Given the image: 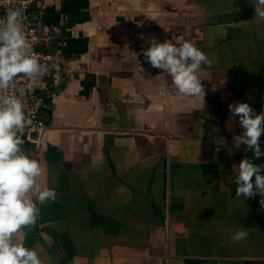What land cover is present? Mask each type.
Listing matches in <instances>:
<instances>
[{"label":"crops","instance_id":"0c3cea01","mask_svg":"<svg viewBox=\"0 0 264 264\" xmlns=\"http://www.w3.org/2000/svg\"><path fill=\"white\" fill-rule=\"evenodd\" d=\"M53 43L69 58L60 90L49 72L20 95L49 118L42 184L58 192L22 233L46 264H264L261 197L241 202L229 104L264 112V23L252 0H42ZM183 36L211 66L205 98L180 97L142 50ZM222 141V143L220 142ZM264 151V134L260 138ZM254 179V178H253ZM248 229L239 243L235 229Z\"/></svg>","mask_w":264,"mask_h":264},{"label":"clouds","instance_id":"9594fccd","mask_svg":"<svg viewBox=\"0 0 264 264\" xmlns=\"http://www.w3.org/2000/svg\"><path fill=\"white\" fill-rule=\"evenodd\" d=\"M252 3L256 9L254 19L257 24L264 23V0ZM25 19L20 7L7 9L5 17L0 18V264H46L40 245L26 246L22 233L44 227L38 224L41 208L58 199L55 188L42 184L41 161L24 147L23 132L31 123L25 112L26 98L8 91L21 77L33 78L56 68L55 63L42 62L33 51ZM142 52L152 67L171 77L180 97L204 100L206 93L198 73L202 65L211 66V61L192 41L174 35L164 42L153 39ZM229 112L239 119L243 129L233 136L234 147L246 146L245 151H252L255 159L264 156L260 144L264 112L256 113L247 102L230 103ZM234 172L237 199L246 202L259 195L264 207V163L245 157ZM247 237L248 229L239 227L230 238L239 243Z\"/></svg>","mask_w":264,"mask_h":264},{"label":"built area","instance_id":"2783aa9c","mask_svg":"<svg viewBox=\"0 0 264 264\" xmlns=\"http://www.w3.org/2000/svg\"><path fill=\"white\" fill-rule=\"evenodd\" d=\"M42 0H0V18L5 17L9 8L20 7L23 10L25 31L27 37L33 44V51L38 58L49 64L55 63L56 68L49 71L51 82L48 88L52 91L60 90L66 77V68L69 58L60 44L53 43V37L48 33L46 27L47 12L41 5ZM33 78L21 77L14 82L8 90L10 94L20 95L23 88H30ZM40 102L25 104V112L29 115L31 123L24 129V136L37 150L43 146L47 132V123L38 112Z\"/></svg>","mask_w":264,"mask_h":264},{"label":"water","instance_id":"95a60500","mask_svg":"<svg viewBox=\"0 0 264 264\" xmlns=\"http://www.w3.org/2000/svg\"><path fill=\"white\" fill-rule=\"evenodd\" d=\"M41 118L45 121V122H48L49 121V118H46V117H42Z\"/></svg>","mask_w":264,"mask_h":264}]
</instances>
